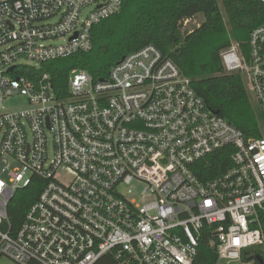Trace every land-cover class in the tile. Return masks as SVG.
I'll return each instance as SVG.
<instances>
[{
    "label": "built area",
    "instance_id": "2783aa9c",
    "mask_svg": "<svg viewBox=\"0 0 264 264\" xmlns=\"http://www.w3.org/2000/svg\"><path fill=\"white\" fill-rule=\"evenodd\" d=\"M123 1L0 0V259L96 264L111 254L116 264H193L206 237L218 262L261 260L264 137H246L209 109L151 45L107 79L72 71L65 98L39 73L42 63L90 51L92 28ZM220 56L264 112V24L246 51L232 42ZM15 95L26 106L6 110ZM223 149L230 167L201 181L196 164ZM34 178L42 190L14 227L10 203Z\"/></svg>",
    "mask_w": 264,
    "mask_h": 264
},
{
    "label": "trees",
    "instance_id": "16d2710c",
    "mask_svg": "<svg viewBox=\"0 0 264 264\" xmlns=\"http://www.w3.org/2000/svg\"><path fill=\"white\" fill-rule=\"evenodd\" d=\"M197 16L200 24L183 30L182 23ZM262 24L264 0H124L119 13L92 28L90 51L42 63L39 73L48 74L57 97L65 98L72 71L86 72L94 81L107 79L122 57L151 45L189 79L209 109L246 137L260 138L264 137V112L251 101L242 74L225 72L220 55L232 42L246 51L250 33ZM229 155V149L208 155L196 164L198 178L205 181L222 174L230 167ZM41 190L42 181L34 178L30 186L17 192L8 208L14 227L20 225ZM96 264L116 261L107 254ZM193 264H218L206 237L200 241ZM252 264H264L263 251L261 261Z\"/></svg>",
    "mask_w": 264,
    "mask_h": 264
},
{
    "label": "rangeland",
    "instance_id": "374dc122",
    "mask_svg": "<svg viewBox=\"0 0 264 264\" xmlns=\"http://www.w3.org/2000/svg\"><path fill=\"white\" fill-rule=\"evenodd\" d=\"M200 22H201L200 16L194 17L193 19H190V21L186 25H184V23H182L183 30H191L192 28L198 26L200 24ZM62 42L63 41L61 39L54 41V43H56V44H60ZM20 63L36 65L35 62L26 61V60H22V61H20ZM250 99L252 100V98H250ZM3 105H4L6 110L12 111V110L24 108L26 106V101H25L24 97L15 95L12 97H8L4 101ZM130 187L134 191H141L144 188V186L142 184H137V183H132ZM0 264H17V263H15L12 260H9L7 258H1ZM218 264H241V263L240 262H224V261H221V262H218Z\"/></svg>",
    "mask_w": 264,
    "mask_h": 264
},
{
    "label": "water",
    "instance_id": "95a60500",
    "mask_svg": "<svg viewBox=\"0 0 264 264\" xmlns=\"http://www.w3.org/2000/svg\"><path fill=\"white\" fill-rule=\"evenodd\" d=\"M123 58H124V57H122V58L119 60V62H120L121 60H123ZM259 261H261V260H259Z\"/></svg>",
    "mask_w": 264,
    "mask_h": 264
}]
</instances>
